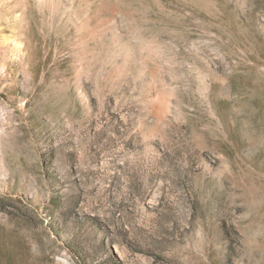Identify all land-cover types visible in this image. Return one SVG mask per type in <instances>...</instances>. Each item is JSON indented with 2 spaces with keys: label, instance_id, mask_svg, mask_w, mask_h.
Returning a JSON list of instances; mask_svg holds the SVG:
<instances>
[{
  "label": "rangeland",
  "instance_id": "1",
  "mask_svg": "<svg viewBox=\"0 0 264 264\" xmlns=\"http://www.w3.org/2000/svg\"><path fill=\"white\" fill-rule=\"evenodd\" d=\"M0 264H264V0H0Z\"/></svg>",
  "mask_w": 264,
  "mask_h": 264
}]
</instances>
